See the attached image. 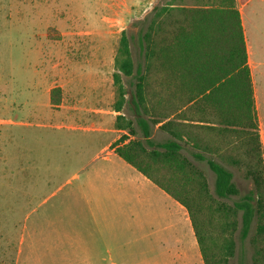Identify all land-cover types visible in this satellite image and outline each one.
<instances>
[{
    "label": "rangeland",
    "instance_id": "1",
    "mask_svg": "<svg viewBox=\"0 0 264 264\" xmlns=\"http://www.w3.org/2000/svg\"><path fill=\"white\" fill-rule=\"evenodd\" d=\"M225 3L208 8H227L231 0ZM155 8L170 10L160 19L169 20L165 28L171 31L174 0H0V264H16L22 248V264L43 260L45 250L27 240L28 217L59 208L80 182L76 176L83 177L82 167L102 154L117 117L133 120L136 73L123 77L125 114L114 111L122 32L131 38L136 69L150 76L152 92L161 90L141 44ZM169 93L174 102V89L159 96ZM258 123L264 158V120ZM155 132L156 141L168 138ZM197 164L214 194V173L206 162ZM225 166L240 196L222 201L233 204L252 185L241 169ZM235 240L229 264H251L249 240L242 241L240 232Z\"/></svg>",
    "mask_w": 264,
    "mask_h": 264
},
{
    "label": "trees",
    "instance_id": "2",
    "mask_svg": "<svg viewBox=\"0 0 264 264\" xmlns=\"http://www.w3.org/2000/svg\"><path fill=\"white\" fill-rule=\"evenodd\" d=\"M169 12L155 8L141 38L147 67L155 65L153 80L160 85L159 91L152 92L150 76L141 66L136 69L131 38L122 32L113 75L114 111L124 113L129 101L123 77L136 73L131 100L135 118L119 115L115 127L132 136L140 132L142 139L125 144L128 136H122L113 148L188 211L204 264H229L237 248V232L242 241L249 240L251 264H264V158L240 14L233 1L227 8H174L170 31L165 28L169 20L160 19ZM171 89L179 102L175 109L171 93L159 96ZM188 105L204 123L193 132L194 147L204 152L192 156L206 161L214 173V194L178 141L154 143L151 139L153 127ZM171 126L174 120L161 129L171 131ZM225 163L241 169L252 185L233 204L222 201L240 196Z\"/></svg>",
    "mask_w": 264,
    "mask_h": 264
},
{
    "label": "crops",
    "instance_id": "3",
    "mask_svg": "<svg viewBox=\"0 0 264 264\" xmlns=\"http://www.w3.org/2000/svg\"><path fill=\"white\" fill-rule=\"evenodd\" d=\"M228 1L174 0V8H208ZM231 1L244 31L257 118L264 120V0ZM177 103L174 98V109ZM190 106L153 127L168 136L165 141H156V132L151 139L178 141L200 167L192 153L204 151L194 147L193 132L204 123ZM172 120L171 131L161 129ZM116 132L126 133L125 144L135 137L124 130L107 131L112 135L109 143L94 162L82 167L83 177L76 176L80 182L59 208L37 219L28 217L27 240L45 250L38 264H204L188 211L116 154L113 144L122 136H114ZM134 139H142L140 132ZM23 251L16 264H22Z\"/></svg>",
    "mask_w": 264,
    "mask_h": 264
}]
</instances>
